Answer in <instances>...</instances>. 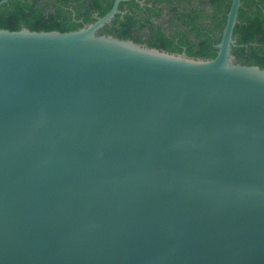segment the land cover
<instances>
[{
    "label": "water",
    "instance_id": "95a60500",
    "mask_svg": "<svg viewBox=\"0 0 264 264\" xmlns=\"http://www.w3.org/2000/svg\"><path fill=\"white\" fill-rule=\"evenodd\" d=\"M122 1L74 31L0 29V264H264L240 0L212 59L99 34Z\"/></svg>",
    "mask_w": 264,
    "mask_h": 264
},
{
    "label": "trees",
    "instance_id": "16d2710c",
    "mask_svg": "<svg viewBox=\"0 0 264 264\" xmlns=\"http://www.w3.org/2000/svg\"><path fill=\"white\" fill-rule=\"evenodd\" d=\"M113 2L8 0L0 5V29L74 31L103 17ZM240 2L232 55L237 63L264 68V0ZM230 4L231 0H125L118 6L120 13L98 33L168 52H185L189 57L212 59Z\"/></svg>",
    "mask_w": 264,
    "mask_h": 264
},
{
    "label": "flooded vegetation",
    "instance_id": "af4514ba",
    "mask_svg": "<svg viewBox=\"0 0 264 264\" xmlns=\"http://www.w3.org/2000/svg\"><path fill=\"white\" fill-rule=\"evenodd\" d=\"M125 1V0H124ZM142 4H143V2H142ZM126 12V7H125V10L123 11V13H125Z\"/></svg>",
    "mask_w": 264,
    "mask_h": 264
}]
</instances>
